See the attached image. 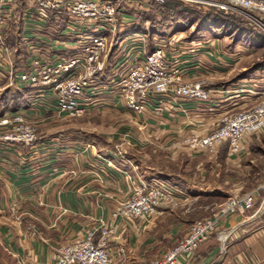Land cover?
<instances>
[{
	"label": "rangeland",
	"instance_id": "1",
	"mask_svg": "<svg viewBox=\"0 0 264 264\" xmlns=\"http://www.w3.org/2000/svg\"><path fill=\"white\" fill-rule=\"evenodd\" d=\"M137 1L138 5L133 4L136 7L128 6L125 7L126 9L124 8L127 20L121 26L120 32L115 35V38L120 41L123 40V43L105 50L106 63L109 64L105 65V71L99 75V85L102 87L99 89L96 105L81 117H68L64 114H57L52 110H49L50 114L48 115L36 114L34 117L23 115L28 123L36 127L39 138L42 133L55 130L66 132L73 129L76 130V135L82 137L81 142H84L93 133V136H99L105 142L107 140L110 143V152L114 156L122 157L126 152H129L145 162L144 164L147 166H153L167 173L176 172L185 176L190 189L178 180L174 183L161 177L156 178L155 181L146 182L172 186L178 190L180 198L162 201L152 210L134 219H128L122 215L118 216L119 219L126 222L142 221L146 226H149L154 222L155 217L161 214V220L153 227L157 241L151 245L148 244L149 249L145 248L146 251L142 255V257L149 255L145 257L146 260L142 263L148 264L162 257L167 250L181 241L187 234L190 224L194 221L219 214L221 205L227 200L233 197L240 198L250 191H257L264 180V128L252 135L245 136L242 140L241 150L236 153L229 151L228 141L217 146L214 151L191 148L185 142L189 137L203 136L210 133L218 126L225 114L251 107L264 98V30L256 22L249 21L247 16L239 11L228 13L231 16L230 19L233 20V27H226L219 22L217 23L214 19L218 14L216 13L218 9L199 2L165 0L159 4L165 3L166 9L169 8L171 12L168 9L163 14L160 10L161 6L157 8L159 9L157 11L151 8V2L153 1ZM126 2L128 1L126 0ZM123 3L124 1L121 5ZM21 9L22 7L18 5L7 21L11 22L10 29H14L16 32L19 30L18 34L22 30L19 21L22 19ZM262 21L264 22V17ZM56 28L57 25L51 20L42 31L39 28L32 31L35 36L33 41H37L38 45L34 48V53L48 54L44 51L45 47L42 41H45L46 36L49 39L55 37L57 34ZM6 31L4 36L7 34ZM133 32H138L142 39L133 41L131 39L135 38L131 35ZM171 36H176L180 41L188 44H191L190 42L193 44H206L204 53L198 51L188 57V62H185L187 71L184 74V80L190 82L202 80L206 89L223 91L224 97L219 99L224 102L221 106H218L219 108L216 106L207 108L210 121H197L198 123H196V121L190 120L183 125L184 127L172 131V133L170 130L169 133H166V130L163 129L161 133L155 135L149 131V128L148 130L146 127H139L135 124L137 121H142L141 115H145L148 111L154 112L153 110L138 114L127 108L124 101L120 99L122 102L120 101L119 104L125 107L127 111L124 113L120 109L113 112L110 107L117 108L116 101L113 104L110 96L104 98L101 95H106L108 91H111V94H117V82L132 65L133 60L140 61L146 54L150 53L154 48L155 40H166ZM21 42L23 43V41ZM133 42L138 43L139 53L135 55L134 59L133 57L130 59L128 58L132 53L130 44ZM12 49H14L12 52L14 56L13 64L14 66L17 65L15 68H20L26 57L22 61L17 54L19 48ZM24 49L25 56H27L26 46ZM108 66L110 71L107 69ZM203 66L206 67L205 73L201 69ZM188 68H193L192 72L188 71ZM3 84L6 85L7 83L1 77L0 85ZM245 89L250 91L246 93ZM243 94H248L247 101L244 102L241 108H233V101L243 96ZM181 100H176V102ZM237 101L239 102V100ZM164 107L163 104L161 109ZM5 129L0 127V132H4ZM227 155L232 158L228 165L225 163ZM238 155L239 160H234L233 158ZM201 170L205 171V179L200 175ZM138 186L139 183L130 184L125 196L113 202L115 205L113 211L133 198ZM212 187H219L220 191L214 190L206 197L195 198L190 204L187 202L188 198L197 196L198 188L210 190ZM261 200V195L257 193L255 203L251 209L220 216L217 227L223 218L230 214L237 213L250 218L264 217L263 209L259 214L257 212L260 209ZM158 211L163 212L158 213ZM104 222L106 221L98 218L88 228L98 227ZM255 222L247 228L254 226ZM172 227L175 233L168 234ZM217 231L218 229L208 235L200 245L209 241L212 246H208L207 249L225 247L233 238L237 237L232 233L222 242L220 234L227 233V230L224 232ZM149 234L151 233H147L145 238ZM6 261L7 264H17V261L12 258H7ZM117 262L118 260L114 257V264H119Z\"/></svg>",
	"mask_w": 264,
	"mask_h": 264
},
{
	"label": "built area",
	"instance_id": "2",
	"mask_svg": "<svg viewBox=\"0 0 264 264\" xmlns=\"http://www.w3.org/2000/svg\"><path fill=\"white\" fill-rule=\"evenodd\" d=\"M127 1L129 3L126 0H0V78L9 86L33 89V92L27 94L28 99L32 98L34 101L33 108H49L68 117H81L88 113L96 103L102 87L99 85V75L105 70V50L123 43L115 35L127 20L124 8L136 7L134 3L139 4L137 0ZM150 1L163 3L165 0ZM185 1L199 2L224 13L239 11L264 30V0ZM18 5L22 7L20 35L28 54L21 67L15 68L12 55L14 49L6 44L4 33L10 27L8 18ZM63 17L64 35L74 38V52L55 56L52 60L34 53V48L38 45L37 41H33L35 38H30L31 32L37 28L42 30L49 21H58ZM25 27H30V30L27 32ZM153 39L155 40L154 37ZM54 41L58 44L59 39ZM190 43L182 42L176 36L155 40L150 53L140 61L133 60L117 82L118 97L127 108L139 114L148 110L160 111L164 101L184 99L199 104L213 103V94L218 90L206 89L202 80H184L187 71L184 60L198 51L204 53L206 49L204 43ZM0 127L6 128L4 132H0V142L33 146L39 138L36 127L25 120L21 111L1 115ZM262 128L264 98L251 107L225 114L210 133L189 137L185 142L191 148L214 151L217 146L228 141L229 151L236 153L241 150L245 136ZM257 193L262 197L261 208L264 204V180L257 191L227 200L221 205L219 214L194 221L181 241L162 257L148 264H178L180 260L187 262L200 243L217 230L220 216L251 209ZM179 196L178 190L172 186L141 182L133 198L111 215L114 219L119 215L134 219L162 201L174 200ZM113 231L112 224L104 222L57 245L54 248L55 264H114V256L108 247Z\"/></svg>",
	"mask_w": 264,
	"mask_h": 264
},
{
	"label": "crops",
	"instance_id": "3",
	"mask_svg": "<svg viewBox=\"0 0 264 264\" xmlns=\"http://www.w3.org/2000/svg\"><path fill=\"white\" fill-rule=\"evenodd\" d=\"M52 21L57 25L58 35L51 39L46 36L45 41H42L44 51L48 53L43 57L48 60L74 52V38L64 35L62 18ZM25 29L28 32L30 27ZM33 34L31 32V39L35 38ZM18 35L22 41L20 33ZM131 35L136 40L140 37L138 32ZM56 38L59 39L58 44H55ZM22 46L24 49V42ZM130 46L132 53L128 58L134 59L139 53L138 43L133 42ZM15 47L20 48L19 45L10 46ZM185 62H188V58L184 60V65ZM106 64L109 63L105 59ZM107 69L110 71L109 66ZM201 69L204 72L206 67ZM192 70L193 68H188V71ZM6 89L17 90L20 87L0 85V94ZM22 89H27L28 94L33 92L31 88ZM249 91L245 89L246 93ZM110 92L101 95L104 98L110 96L113 104L116 101L117 108L112 106L110 110L117 112L122 109L125 113L127 110L119 104L122 101L118 94ZM213 96L212 105L192 100L164 101L165 107L160 112L148 111L147 115L140 116L142 121L135 124L149 128L152 134L157 135L163 129L166 133L181 129L190 120L196 123L210 121L207 108L221 106L224 102L219 99L224 97L223 91H217ZM248 98V94H243L237 98L239 102L233 101V108H241ZM28 100V105L16 110L7 111L0 104V116L15 111H21L28 117L50 114L49 108H33V99ZM92 134L84 142H81L82 137L76 135V130L73 129L42 133L33 146L0 142V264H7V258L14 259L17 264H55L54 248L83 234L98 218L111 223L114 228L108 247L119 264H142L145 257L149 256L142 257L144 251L149 249L147 245L157 241L153 227L161 220V214L149 226L142 221L113 219L110 216L115 207L113 202L125 196L130 184L151 182L158 177L174 183L178 180L188 189L189 183H186L183 174L167 173L147 166L129 152L122 157L114 156L110 152V143ZM233 159L239 160V155ZM225 161L226 165L230 164L231 156L227 155ZM200 175L205 179V171L200 172ZM214 190L220 191L219 187H212L210 190L198 188L197 196L188 198L187 202L190 204L195 198L206 197ZM263 207L262 204L257 212ZM254 221V226L247 228ZM217 229V232L227 230V233L220 234L222 242L232 233L237 237L225 247L207 249L212 246L211 242L201 244L192 258L187 262L180 260L178 264H264V217L250 218L237 213L230 214L223 218ZM169 231L168 234L175 233L173 227ZM147 233L151 234L145 238Z\"/></svg>",
	"mask_w": 264,
	"mask_h": 264
},
{
	"label": "trees",
	"instance_id": "4",
	"mask_svg": "<svg viewBox=\"0 0 264 264\" xmlns=\"http://www.w3.org/2000/svg\"><path fill=\"white\" fill-rule=\"evenodd\" d=\"M159 6H161V9L163 14L164 11L168 10L166 9V5L164 4H159L156 2H151V8L155 9L156 11L159 10L157 9ZM170 11V9H169ZM171 12V11H170ZM216 13L217 16L214 18L217 23L219 22L222 26L226 27H233V20L230 19L231 16L228 13H224L220 10H218ZM164 16V15H163ZM164 20V18H162ZM65 23V18H62V25ZM21 26V24H20ZM19 31V30H18ZM244 32V31H243ZM249 33V31H247ZM6 36H5V41L7 45L14 46V45H19V52L17 53L18 56H20V59L25 58V51L23 49L22 43L20 42V38L18 35V32L14 31V29H9L6 31ZM17 66V65H15ZM28 90L27 89H17V90H12V89H6L3 90L0 94V104L4 107L5 110H16L18 108L24 107L28 105Z\"/></svg>",
	"mask_w": 264,
	"mask_h": 264
},
{
	"label": "water",
	"instance_id": "5",
	"mask_svg": "<svg viewBox=\"0 0 264 264\" xmlns=\"http://www.w3.org/2000/svg\"><path fill=\"white\" fill-rule=\"evenodd\" d=\"M258 214H259V212H258ZM258 214H257V215H258Z\"/></svg>",
	"mask_w": 264,
	"mask_h": 264
},
{
	"label": "bare ground",
	"instance_id": "6",
	"mask_svg": "<svg viewBox=\"0 0 264 264\" xmlns=\"http://www.w3.org/2000/svg\"><path fill=\"white\" fill-rule=\"evenodd\" d=\"M264 205V204H263Z\"/></svg>",
	"mask_w": 264,
	"mask_h": 264
}]
</instances>
